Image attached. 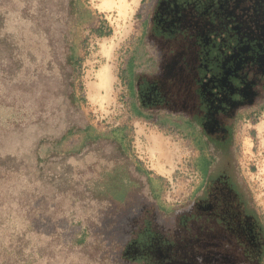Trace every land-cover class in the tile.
I'll return each instance as SVG.
<instances>
[{"label":"rangeland","instance_id":"374dc122","mask_svg":"<svg viewBox=\"0 0 264 264\" xmlns=\"http://www.w3.org/2000/svg\"><path fill=\"white\" fill-rule=\"evenodd\" d=\"M156 3L157 0H0V78L26 86L41 79L51 80L62 112L55 130L25 131L20 140L11 142L13 149L0 148V264L189 261L181 257L178 245L169 246L173 256L178 253L176 259L172 255L170 259L155 251V239L146 249L149 243L139 248L130 243L148 219L170 243L174 239L183 243L180 236L184 216L200 205L197 199L204 163L189 141L185 125H181L186 115L176 112L193 110L192 69L183 67L182 77L167 67V75L184 81L180 99L167 96L173 86L169 84L167 91L152 97L154 79L146 75L150 74L148 60L157 57L150 39L153 20H158ZM179 45L190 47L183 42ZM159 46L167 51L169 42ZM189 62L196 70L198 61ZM102 70H107L109 82L98 89ZM262 105L259 101L241 108L230 155L248 204L264 227ZM118 130L126 135L122 149L129 157L130 171L143 185L145 202L134 204L141 207L136 214L125 215L119 210L100 213L98 203L89 201L80 187L87 186L89 176L97 178L100 185L106 182L114 161L102 156H118L116 149L121 146L111 139ZM89 134L101 135L100 143L85 139ZM152 135L166 144L165 155L163 149L151 150ZM149 177L160 186L159 194L151 195ZM82 232V242L78 243ZM115 233L124 237L123 245L105 243Z\"/></svg>","mask_w":264,"mask_h":264},{"label":"flooded vegetation","instance_id":"af4514ba","mask_svg":"<svg viewBox=\"0 0 264 264\" xmlns=\"http://www.w3.org/2000/svg\"><path fill=\"white\" fill-rule=\"evenodd\" d=\"M155 11L158 20H153L150 39L156 46L160 68L146 75L154 79L152 97L162 94L169 84L173 86L169 87L167 96L180 99L179 90L184 81L167 75V67L177 70L182 77L185 76L183 67L192 69L193 110L176 111L186 115L187 137L204 163L200 168L201 186L197 199L200 205L199 209L184 216L180 236L183 243L174 238L173 244L170 243L165 235L158 233L160 229H154L149 219L130 243L137 248L149 243L146 249L155 239L158 243L155 251L170 259L174 251L169 246L178 245L182 248V258L190 261V257L194 260L197 256L199 264H260L264 257V228L229 172L222 146L232 136L241 108L254 106L258 99L264 98V0H215L197 13L174 0L170 3L157 0ZM166 42H169L167 51L159 46ZM180 42L190 47H178ZM209 47H215L220 55L208 57ZM192 60L198 61L197 68L214 61L217 70L199 77L189 62ZM190 116L196 118V125L187 119ZM102 159L114 161V166L106 174L103 185L89 176L87 189L109 197L112 202L109 212L119 210L136 214L141 207L134 204L144 200L136 197L139 184L130 176L126 159L114 154L104 155ZM177 254L172 259H176ZM188 262L185 264L191 263Z\"/></svg>","mask_w":264,"mask_h":264},{"label":"water","instance_id":"95a60500","mask_svg":"<svg viewBox=\"0 0 264 264\" xmlns=\"http://www.w3.org/2000/svg\"><path fill=\"white\" fill-rule=\"evenodd\" d=\"M51 80L33 86L12 84L0 78V148L13 149L12 143L25 131H53L61 117L57 89ZM12 142V143H11Z\"/></svg>","mask_w":264,"mask_h":264},{"label":"trees","instance_id":"16d2710c","mask_svg":"<svg viewBox=\"0 0 264 264\" xmlns=\"http://www.w3.org/2000/svg\"><path fill=\"white\" fill-rule=\"evenodd\" d=\"M175 2H177V3H180L181 4V6H184L185 8H190V10H192L193 12H195V13H197V12H199V11H201V9L208 3V2H211V1H215V0H174ZM168 2L170 3L171 2V0H168ZM192 8V9H191ZM2 15L3 14H1L0 13V17H2ZM219 56L220 55V53L218 52V51H216V48L215 47H209L208 48V57H214V56ZM153 59H154V66L152 67V71L150 72V73H153V71H156V70H158L159 68H160V61H159V59H158V57H157V61H156V58H154V57H152ZM217 70V65L215 64V62L214 61H212V62H210V63H208V65L206 66V67H198V68H196V70H195V72H196V75H199V77H203V76H205V75H207V74H209L210 72H215ZM262 100H264V98H260V99H258L256 102H255V104L257 105V104H259L258 102L259 101H262ZM254 104V105H255ZM263 105L262 106H264V102L262 103ZM169 112H171V111H169ZM176 112H178V113H181L182 114V112L181 111H176ZM184 113V112H183ZM189 117V116H188ZM187 119H189L190 120V122H191V124L193 125H196L197 124V121H196V118L193 116H190V118H187ZM184 123L186 122L185 121V119H184V121H183ZM182 123V122H181ZM174 125L176 126V125H178V124H176V123H174ZM185 125V124H184ZM195 127V126H194ZM232 136L230 137V139L225 143V144H223V146H222V153H224V159L225 160H227L228 161V163H229V172L230 173H232V177L234 178V180L236 181V183H237V187L239 188V190H240V193H241V195L245 198V199H247V195H246V193H245V191L243 190V188L241 187V185H240V183H239V181L237 180V178H236V175H235V173L233 172V157L230 155L231 154V144H232V139H233V131H232V134H231ZM101 136V135H100ZM99 135H97V136H91V134H89V135H85V139H89L91 142H93V143H100V141L101 140H99L100 137ZM103 137H105V138H108V137H106V136H103ZM125 137H126V135H125V133L122 131V130H118V131H116L114 134H112V136H111V139H113L114 141H116L120 146H121V148L118 146L117 147V149H116V154L118 155V156H122V155H124V156H122V157H124L125 159H126V161L127 160H129V157L127 156H125V154L123 153V149H122V143L124 142V140H125ZM86 141V140H85ZM208 147H210L211 148V146L210 145H208ZM1 160H5V159H1ZM1 162H3V161H1ZM0 162V163H1ZM1 166H4V165H1ZM126 167L127 168H129V171H130V165H129V163H128V161L126 162ZM130 176L133 178V179H135L136 180V182L139 184V187H138V190H137V194H136V197L139 199V198H141L142 200H144V198H142V187H143V185H142V183H140L141 181L132 173V171H130ZM151 178H148L147 179V181H148V185H149V187H151L152 186V181L150 180ZM80 187H82V189H83V191H86V193H87V195L89 196L88 197V200L90 201V200H92V202H96V203H98V206H99V208H100V213H103V212H109L110 211V209H111V207H112V202H111V200L109 199V197L108 196H106V194H103V193H101V192H91V191H89L88 189H87V187L85 186L84 187V185H80ZM60 191V190H59ZM145 202V201H144ZM252 207V206H251ZM158 208H159V210L160 211H163L164 213H167V210L163 207V206H158ZM252 210L254 211V214L255 215H257L258 217H259V219H260V216L256 213V211H255V209L252 207ZM158 213V212H157ZM125 215H127V213H125ZM166 216H168V218H170V219H172L171 218V216L170 215H168V214H165ZM160 217V219H162V217L163 216H159ZM159 219V220H160ZM165 221H170L169 219L168 220H165ZM262 226H263V224H262ZM264 228V227H263ZM112 236L113 235H111L110 237V239H106V241H105V243L107 244V245H119V246H121V245H123V242H125L124 241V237L123 236H121V235H119V233H115L114 234V236H113V238H112ZM72 238H77L76 236L74 237H72ZM96 238H99V235L98 234H96ZM75 240V239H74ZM76 242H78V243H80V242H82V239H79V238H77V240H76ZM115 247V246H114ZM264 258V257H263ZM190 261H191V263L190 264H199V261H198V257L196 256L195 258H194V260L190 257ZM119 263V262H118ZM263 263V259H261V263L260 264H262ZM111 264H114V263H112L111 262Z\"/></svg>","mask_w":264,"mask_h":264},{"label":"bare ground","instance_id":"6f19581e","mask_svg":"<svg viewBox=\"0 0 264 264\" xmlns=\"http://www.w3.org/2000/svg\"><path fill=\"white\" fill-rule=\"evenodd\" d=\"M98 77L100 79L98 89L109 82V75L107 74V70H102L98 74ZM150 139H151L150 141L152 145L151 150L161 152V150L163 149L162 154L165 155V153L167 152V149H166V144L164 145V143L162 142V139L159 136H154V135H152Z\"/></svg>","mask_w":264,"mask_h":264},{"label":"crops","instance_id":"0c3cea01","mask_svg":"<svg viewBox=\"0 0 264 264\" xmlns=\"http://www.w3.org/2000/svg\"><path fill=\"white\" fill-rule=\"evenodd\" d=\"M148 61H150V65H149V69H150V71H152V67L154 66L153 64H154V59L153 58H151L150 60H148ZM165 119H163V121H164ZM185 123L182 121V124L181 125H184ZM186 132H187V130H186ZM125 141V140H124ZM149 178H151V177H149ZM151 181H152V183H153V185L151 186V187H149L150 188V193H151V195L153 194V193H157L158 192V194H159V191H160V186L158 185V183H156V181H155V179H153V178H151L150 179ZM158 200H159V195H158ZM83 232H82V234H81V236H79V239H82L83 238Z\"/></svg>","mask_w":264,"mask_h":264}]
</instances>
